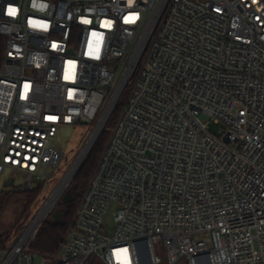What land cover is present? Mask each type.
<instances>
[{"label": "built area", "instance_id": "obj_1", "mask_svg": "<svg viewBox=\"0 0 264 264\" xmlns=\"http://www.w3.org/2000/svg\"><path fill=\"white\" fill-rule=\"evenodd\" d=\"M0 36V181L117 113L43 264H264V0H0ZM33 222L0 264H35Z\"/></svg>", "mask_w": 264, "mask_h": 264}, {"label": "rangeland", "instance_id": "obj_2", "mask_svg": "<svg viewBox=\"0 0 264 264\" xmlns=\"http://www.w3.org/2000/svg\"><path fill=\"white\" fill-rule=\"evenodd\" d=\"M126 97H127V92L124 94L122 98V102L126 100ZM105 105L103 106V108L105 107ZM116 116L117 113L114 116V120ZM97 123L98 120L93 122V124H90L85 127L81 125V126H63L60 128L58 136L55 139L54 143L58 147V149L63 153L64 157L61 161L60 166L57 169L55 170L50 169L48 172L49 176L43 177V180L39 185L40 188L38 189L37 198L33 203V206L30 207L29 209L26 210L25 202L22 199V196L19 194L20 192L25 191V187L29 184V178L24 174L13 171H7L2 175L0 181V193H7L8 198L3 206L2 214L0 216V236L1 235L6 236L10 234V240L8 241V243H5L1 246H7L6 244H9L14 239H17L19 237L20 235V230L18 232L19 226H23V225L27 226L32 221H35V219L38 217V215L45 207V205L48 203V201L51 199V197L59 190L60 186L62 185L64 179L67 177L71 168L78 161L81 155L85 152L86 146L91 139V136L94 132V129L96 128ZM211 129L213 132H217L218 126L213 125ZM98 140L99 138L96 140L91 151L93 150L94 146L98 143ZM91 151L87 155L86 159L90 155ZM76 175L71 179L69 184L61 192L59 200L55 203L49 214L43 219L37 234H40V232L46 225L54 222L52 219V215L55 212L63 211V210L66 212V207H60V204L62 203V198L67 194V192H69L70 187L73 185V181ZM12 177L15 179L14 183L9 187H5V183L8 180H10ZM35 185L38 186L37 184ZM84 191L80 193L79 195L80 198L82 197ZM37 240L38 239H36V241L33 242V245L36 244ZM32 251L34 253V263L43 264L44 263L43 255L45 254L36 252L34 250ZM57 251L50 253L49 255H53ZM157 254L162 258L163 262H166L167 260L166 253L161 250L160 246L157 247Z\"/></svg>", "mask_w": 264, "mask_h": 264}, {"label": "trees", "instance_id": "obj_3", "mask_svg": "<svg viewBox=\"0 0 264 264\" xmlns=\"http://www.w3.org/2000/svg\"><path fill=\"white\" fill-rule=\"evenodd\" d=\"M4 52H5V39L0 36V67L3 64L4 60ZM115 116V115H114ZM114 122V117L110 120L107 128L105 131L100 135L98 143L94 146L93 150L91 151L90 155L78 171L76 177L74 178L73 185L70 187L71 194L73 195V202L70 204H64L61 203V207H66V212H64V220L65 224L61 225L59 223H49L46 225L40 234H36V239L37 242L36 244L32 245V250L39 252V253H44V254H50L58 250L61 242L63 241V238L67 232L68 227L70 226L72 220H73V215L76 212L77 206L80 201V193L85 190L87 187L94 171L95 168L98 164V161L101 157L102 150L104 149V146L109 138L110 134V128L113 125ZM112 123V124H111ZM88 126V125H83V127ZM40 188L37 187L32 190H25L24 192H20L19 194L22 196V199L25 202L26 210L29 209L30 207L33 206V203L35 202L37 195H38V189ZM8 196L7 193H0V216L2 214L3 206L7 200ZM79 198V199H78ZM66 216V219H65ZM73 217V218H72ZM70 219V220H68ZM23 226L18 227V232L21 230ZM39 231V230H38ZM38 237V238H37ZM10 240V234L8 235H1L0 236V245H3L5 243H8Z\"/></svg>", "mask_w": 264, "mask_h": 264}, {"label": "bare ground", "instance_id": "obj_4", "mask_svg": "<svg viewBox=\"0 0 264 264\" xmlns=\"http://www.w3.org/2000/svg\"><path fill=\"white\" fill-rule=\"evenodd\" d=\"M99 128H100V126H99ZM99 128L92 135L89 143L86 146L85 152L81 155V157L78 159V161L71 168V170L69 171L67 177L64 179L62 185L60 186L59 190L51 197V199L48 201V203L45 205V207L42 209V211L40 212L38 217L33 222L34 227H38L42 223L43 219L49 214V212L52 210V208L55 205V203L59 200L61 192L69 184V182L71 181L73 175L75 174V172L79 168V165L83 161L86 153L88 152V150L90 149V147L92 146L94 141L96 140V138L98 136Z\"/></svg>", "mask_w": 264, "mask_h": 264}, {"label": "water", "instance_id": "obj_5", "mask_svg": "<svg viewBox=\"0 0 264 264\" xmlns=\"http://www.w3.org/2000/svg\"><path fill=\"white\" fill-rule=\"evenodd\" d=\"M97 140V138H96ZM96 140L94 141V143L92 144V146L90 147V149L88 150V152L86 153L83 161L81 162V164L79 165V168L77 169V171L75 172V174L73 175V177L78 173L79 169L82 167L83 163L85 162V159L87 157V155L89 154V152L91 151L93 145L95 144ZM72 177V178H73ZM14 183L13 179L8 180L5 183V187H9ZM35 183L39 186L40 185V181L36 180ZM74 200L73 195L71 194V191L69 190V192H67V194L62 198V203L64 204H70L72 203ZM52 219L54 221V223H59L61 225L65 224V220H64V212L63 211H57L52 215Z\"/></svg>", "mask_w": 264, "mask_h": 264}, {"label": "flooded vegetation", "instance_id": "obj_6", "mask_svg": "<svg viewBox=\"0 0 264 264\" xmlns=\"http://www.w3.org/2000/svg\"><path fill=\"white\" fill-rule=\"evenodd\" d=\"M61 207V206H60Z\"/></svg>", "mask_w": 264, "mask_h": 264}]
</instances>
